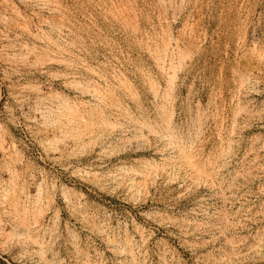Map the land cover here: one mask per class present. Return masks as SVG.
<instances>
[{"label": "rangeland", "instance_id": "obj_1", "mask_svg": "<svg viewBox=\"0 0 264 264\" xmlns=\"http://www.w3.org/2000/svg\"><path fill=\"white\" fill-rule=\"evenodd\" d=\"M0 264H264V0H0Z\"/></svg>", "mask_w": 264, "mask_h": 264}]
</instances>
